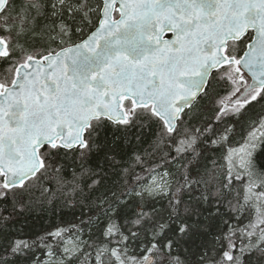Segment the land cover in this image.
Segmentation results:
<instances>
[{"label":"snow or ice","instance_id":"snow-or-ice-1","mask_svg":"<svg viewBox=\"0 0 264 264\" xmlns=\"http://www.w3.org/2000/svg\"><path fill=\"white\" fill-rule=\"evenodd\" d=\"M0 264H264V0H0Z\"/></svg>","mask_w":264,"mask_h":264}]
</instances>
